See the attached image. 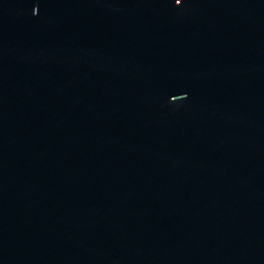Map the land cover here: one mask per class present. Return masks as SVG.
<instances>
[{
	"label": "water",
	"instance_id": "obj_1",
	"mask_svg": "<svg viewBox=\"0 0 264 264\" xmlns=\"http://www.w3.org/2000/svg\"><path fill=\"white\" fill-rule=\"evenodd\" d=\"M0 264H264V0H0Z\"/></svg>",
	"mask_w": 264,
	"mask_h": 264
},
{
	"label": "snow or ice",
	"instance_id": "obj_2",
	"mask_svg": "<svg viewBox=\"0 0 264 264\" xmlns=\"http://www.w3.org/2000/svg\"><path fill=\"white\" fill-rule=\"evenodd\" d=\"M179 3H181V0H178Z\"/></svg>",
	"mask_w": 264,
	"mask_h": 264
}]
</instances>
